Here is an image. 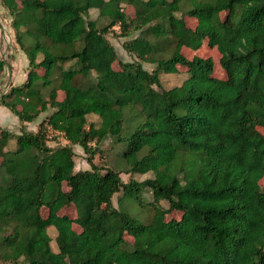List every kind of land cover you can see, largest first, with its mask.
Segmentation results:
<instances>
[{
    "label": "trees",
    "instance_id": "trees-1",
    "mask_svg": "<svg viewBox=\"0 0 264 264\" xmlns=\"http://www.w3.org/2000/svg\"><path fill=\"white\" fill-rule=\"evenodd\" d=\"M0 4L27 59L0 94L20 121L16 133L0 126V262L264 264V0ZM113 27L131 59L107 38ZM180 70V83L160 85ZM47 131L63 142L49 145ZM104 138L126 180L94 162ZM72 145L88 167L74 169Z\"/></svg>",
    "mask_w": 264,
    "mask_h": 264
},
{
    "label": "rangeland",
    "instance_id": "rangeland-1",
    "mask_svg": "<svg viewBox=\"0 0 264 264\" xmlns=\"http://www.w3.org/2000/svg\"><path fill=\"white\" fill-rule=\"evenodd\" d=\"M126 9L132 10V6L131 5H125ZM89 16L94 17L96 15V11L94 9H90L88 11ZM100 22H103V20L99 19ZM107 38L109 39V41L111 42V44L114 46L117 55L119 56V58L121 60H129L132 58V55L129 54L122 46V41L124 40V36H121L117 33V28L113 27L111 28L107 33H106ZM197 53L201 54V55H209L213 62H214V71L213 73L217 76H222V68L218 66V52L216 51L215 47H202L199 50H196ZM116 66V64H114ZM142 66L148 70H150L151 68H153L154 64L150 63V62H142ZM11 67L12 65H10V62L8 64V62H4L3 60L0 59V94L3 93L4 91L7 90L8 86L10 84H12L10 77L8 75L2 76L1 74L4 72H8L10 73L11 71ZM182 67H180L181 69ZM221 68V69H220ZM22 69L19 68L18 71H21ZM17 71V73H18ZM186 76V73L183 70H180L178 72H161L159 74V78H160V85L162 87H169L171 85L174 84H178L181 82V80ZM14 80H16L17 82H19V76H15ZM8 84V85H6ZM46 91V89H44V92ZM50 108H48L47 110H45L44 112H41L35 119L31 120L32 123L30 124H24L25 129L26 130H30V131H34L37 125V122L45 115L44 113L49 112ZM86 119L87 121H94V122H98V116L94 113H89L86 115ZM1 123V122H0ZM20 124V122H19ZM1 126V125H0ZM35 126V128H34ZM5 127L13 132H18L19 129V125L12 127V128H8L6 126H2ZM32 127L34 129H32ZM261 131L264 133V129L260 128ZM63 142V138L61 136V134H52L51 132L47 131V143L49 145H56V144H60ZM14 146V139H9L7 147L8 148H12ZM99 147L101 148V151L99 156L94 157V162H96L97 164L102 163L105 166H110L113 168H117L119 170H121L120 172V177L123 180H126L129 177V173L123 171V169L126 167L125 163L123 162V159H121L118 155H117V151L119 149V145L118 143H112L111 140L109 138H104L101 143L99 144ZM72 149H73V160H74V169L77 168H84V167H88V163L85 160V156L86 153L83 152V150L81 149L80 146L78 145H72ZM151 176V172L146 171L144 173H133L131 174V177L136 179V180H140L143 179L145 177H149ZM260 182L261 184L264 186V176H262L260 178ZM141 195L145 198L150 199L151 197L149 196V192L148 191H142ZM112 202L113 204L116 205V193L113 194L112 196ZM159 204L162 207H166L167 203L165 200H160ZM148 214V211H147ZM167 216H178V213L175 210L170 211ZM73 227L78 230L79 227L76 224H73ZM47 232L50 235V245L52 247V249H55V243H54V235H55V230L53 228V226L49 225L47 226ZM0 264H18V263H10V262H0Z\"/></svg>",
    "mask_w": 264,
    "mask_h": 264
},
{
    "label": "crops",
    "instance_id": "crops-1",
    "mask_svg": "<svg viewBox=\"0 0 264 264\" xmlns=\"http://www.w3.org/2000/svg\"><path fill=\"white\" fill-rule=\"evenodd\" d=\"M0 59L4 62H10V73L4 72L1 75H8L12 83H18L14 77L19 76V82L25 77V66L27 63L26 56L21 48L17 45L13 36V29L9 24V15L7 10L0 4ZM21 68V71H18ZM18 71V73H17ZM1 78V77H0ZM8 85V84H6ZM0 125L8 128L19 125L18 117L7 107L0 104ZM24 124H30L32 121H25ZM35 128V126H34ZM32 127V129H34Z\"/></svg>",
    "mask_w": 264,
    "mask_h": 264
}]
</instances>
